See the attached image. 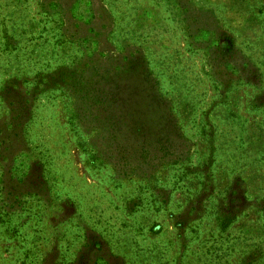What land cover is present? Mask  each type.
<instances>
[{
	"label": "rangeland",
	"instance_id": "1",
	"mask_svg": "<svg viewBox=\"0 0 264 264\" xmlns=\"http://www.w3.org/2000/svg\"><path fill=\"white\" fill-rule=\"evenodd\" d=\"M0 264H264V0H0Z\"/></svg>",
	"mask_w": 264,
	"mask_h": 264
}]
</instances>
